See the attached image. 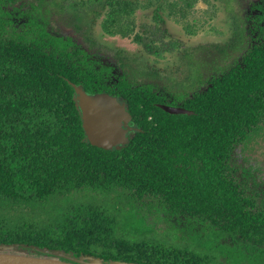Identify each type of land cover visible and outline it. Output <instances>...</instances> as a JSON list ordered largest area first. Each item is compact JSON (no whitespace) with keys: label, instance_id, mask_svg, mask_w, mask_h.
<instances>
[{"label":"trees","instance_id":"1","mask_svg":"<svg viewBox=\"0 0 264 264\" xmlns=\"http://www.w3.org/2000/svg\"><path fill=\"white\" fill-rule=\"evenodd\" d=\"M14 1L0 0V248L106 264H264L261 168L236 157L238 144L264 129L260 15L234 64L167 103L150 83L134 84L73 37L53 34L38 4ZM104 1L114 21L133 3ZM72 83L122 99L136 127L126 143L108 149L86 139ZM148 213L203 225L194 237L207 245L164 246Z\"/></svg>","mask_w":264,"mask_h":264},{"label":"rangeland","instance_id":"2","mask_svg":"<svg viewBox=\"0 0 264 264\" xmlns=\"http://www.w3.org/2000/svg\"><path fill=\"white\" fill-rule=\"evenodd\" d=\"M18 1L24 6L30 1L38 4L35 12L42 14L41 20L47 19V29L53 34L73 37L91 57L113 63L116 72L134 84L150 83L167 103L192 95L242 56L250 45L254 15H260L264 25V0H133L117 21L108 15L110 5L104 0ZM155 9L161 18L154 15ZM112 19L119 27L110 31L107 26L113 24ZM236 149L237 162L247 167L254 162L261 168L264 186V129L251 132ZM153 217L154 213H148L146 224L155 227L149 231L164 246L199 247L201 251L207 245L205 237L201 241L194 237L208 230L203 225L188 229L181 227L187 222H177L173 214L166 220ZM137 235L127 232L132 238Z\"/></svg>","mask_w":264,"mask_h":264},{"label":"water","instance_id":"3","mask_svg":"<svg viewBox=\"0 0 264 264\" xmlns=\"http://www.w3.org/2000/svg\"><path fill=\"white\" fill-rule=\"evenodd\" d=\"M76 92L77 103L81 110L82 126L86 139L93 145L103 148L121 147L129 140L132 115L126 109L121 98L106 91L87 92L80 84L72 83ZM170 113H191L192 110L181 105L159 103ZM48 257L29 255L11 249L0 248V264H106L98 257L85 259L59 251Z\"/></svg>","mask_w":264,"mask_h":264},{"label":"bare ground","instance_id":"4","mask_svg":"<svg viewBox=\"0 0 264 264\" xmlns=\"http://www.w3.org/2000/svg\"><path fill=\"white\" fill-rule=\"evenodd\" d=\"M8 264H10V263H8ZM12 264H17V263H12Z\"/></svg>","mask_w":264,"mask_h":264}]
</instances>
